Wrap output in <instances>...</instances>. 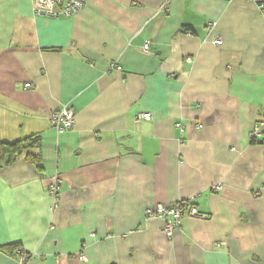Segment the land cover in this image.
Returning a JSON list of instances; mask_svg holds the SVG:
<instances>
[{
	"label": "crops",
	"instance_id": "obj_1",
	"mask_svg": "<svg viewBox=\"0 0 264 264\" xmlns=\"http://www.w3.org/2000/svg\"><path fill=\"white\" fill-rule=\"evenodd\" d=\"M262 4L86 0L52 18L0 0V145L39 141L0 167V264H264ZM192 196L206 217L171 238L146 216Z\"/></svg>",
	"mask_w": 264,
	"mask_h": 264
},
{
	"label": "built area",
	"instance_id": "obj_2",
	"mask_svg": "<svg viewBox=\"0 0 264 264\" xmlns=\"http://www.w3.org/2000/svg\"><path fill=\"white\" fill-rule=\"evenodd\" d=\"M33 11L37 16L43 17H70L80 11L86 5V0H32ZM264 11V4L261 5ZM213 26L215 23H209ZM213 43L216 45H222L223 40L219 36L213 39ZM148 45L146 46V50ZM110 70L123 71V67L116 62L110 64ZM30 83L25 85L26 88L30 87ZM138 120H151L152 114L150 112H140L136 117ZM51 124L59 132H63L72 129L75 125L76 114L72 107L64 105L51 115ZM176 127L184 129L183 123L177 122ZM196 127H201V124H197ZM260 134V126H256L251 132V136L255 139ZM63 179L56 176L51 184L48 185L47 191L54 198L55 206L58 205L60 193L62 190ZM223 188V183H217L212 185L211 189L214 192H219ZM254 195H260V191H254ZM197 196L189 197L188 199H179L172 205L157 204L153 208L146 210V216L148 218H162L165 221L163 231L165 235L171 238L174 232L181 228V223L185 217H206L202 214L196 202ZM20 261L27 260V255L19 253ZM84 254H80V258H83Z\"/></svg>",
	"mask_w": 264,
	"mask_h": 264
},
{
	"label": "trees",
	"instance_id": "obj_3",
	"mask_svg": "<svg viewBox=\"0 0 264 264\" xmlns=\"http://www.w3.org/2000/svg\"><path fill=\"white\" fill-rule=\"evenodd\" d=\"M38 142H39L38 137H32L30 139H24V140L16 141L14 143H2L0 145V167H2L4 164H8L14 161L16 157L21 155L25 150L34 147V145ZM29 156H33V155H29ZM14 253L16 254V252ZM29 258L30 255H27V259Z\"/></svg>",
	"mask_w": 264,
	"mask_h": 264
}]
</instances>
